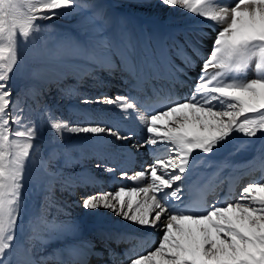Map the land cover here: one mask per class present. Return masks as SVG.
Returning a JSON list of instances; mask_svg holds the SVG:
<instances>
[{
  "label": "snow or ice",
  "instance_id": "snow-or-ice-1",
  "mask_svg": "<svg viewBox=\"0 0 264 264\" xmlns=\"http://www.w3.org/2000/svg\"><path fill=\"white\" fill-rule=\"evenodd\" d=\"M159 2L200 18L197 24L213 22L218 31L210 52L201 54L203 34L194 30L195 39L186 38L184 44L175 45V55L181 60L177 65L166 48L153 50L145 45L138 51L126 33L110 42L102 27L94 23L99 16L89 18L92 27L85 29L83 41L50 48L45 40L35 52L41 62L58 63L73 55L108 71L115 67L111 59L114 54L135 81L132 87L138 89L148 79L183 83L179 77L187 75L185 69L193 67L196 59L203 62L190 92L182 97L166 96L159 101L163 106L155 110L146 107L147 99L140 105L133 96L97 98V103L113 105L126 115L131 110L144 121L148 138L137 150L163 144L167 154L157 156L133 175L121 172L122 178L144 182L145 186L86 195L82 207L110 210L134 225L162 231L153 248L126 252L121 264H264V181L249 183L232 201L205 204L204 211H194L184 196V181L199 154H215L237 134L247 138L264 135V0H231L230 4L222 0ZM80 7L89 5H78L77 0H0V264H7L3 258L14 241L27 178L26 162L38 136L34 124H21L8 83L20 62L19 44L36 47L37 37L44 30L39 21L70 15ZM250 67L254 78L246 76ZM79 75L82 78L90 72ZM48 123L60 139L64 132L107 133L117 140L133 136L99 124L69 126L50 112ZM37 219L46 230L60 227L42 217ZM34 238L41 239L39 235ZM40 264H44L43 258Z\"/></svg>",
  "mask_w": 264,
  "mask_h": 264
},
{
  "label": "rangeland",
  "instance_id": "rangeland-1",
  "mask_svg": "<svg viewBox=\"0 0 264 264\" xmlns=\"http://www.w3.org/2000/svg\"><path fill=\"white\" fill-rule=\"evenodd\" d=\"M121 2L122 0H77L78 5L87 4L89 5V7H80L78 11L75 10L76 12L74 11L70 15H63L61 17H57L56 19L53 18L51 20L39 21L44 30L37 37V46L34 47L31 44L25 45L22 42L19 44L20 62L15 67L13 73L11 74V79L8 83L9 87L12 90V101L15 102L13 104V107L17 109V115L21 117V124L23 126L34 124L38 129V136L33 142L34 148L32 149L31 156L26 162L27 178L24 182L22 190L23 199L21 203L19 220L14 232V241L12 242L11 249L5 254V257L3 258L7 262V264H24L21 259L16 258V251L19 248H25L26 246H28L30 254L36 255L43 250L47 251L50 245H53L55 242H58L60 240L62 241L63 239L74 241L78 239L77 237H89L91 233H96L97 231H99L96 230V227L97 229H100L106 224L110 225L107 227H112L118 221L122 220V218L116 216L110 210H105L103 208H98L95 211L84 209L82 207L83 197L81 194V189L76 188L71 191L70 187H68L67 183H65L64 180V182L60 184L62 187L66 188L65 195L61 197V193L57 192L58 189L56 186H54L57 181L54 179L62 178L60 173H69V171L71 170L74 172L75 167L70 168L69 165L74 162V160H76L78 154L82 150L81 145H73L72 142L70 144L73 133L64 132L63 139H60V137L56 136V134L50 129L48 123L50 112L54 115L55 118H61L62 122H68L69 126H86L87 123L83 124V122L79 121L80 118L78 117V112H76V110L81 109L83 105H85L82 100L84 98H88L89 102L87 104L90 106H94L92 102L97 100V98L102 99L105 96L110 97L111 95L106 93H101L98 96L95 95L93 91L97 89V86L93 88L88 87L89 89H92L91 92H89V90L87 89H84L87 87V85L84 83L82 84L81 82L82 80L87 81L88 77L86 75H84L83 78H79L73 82H56L52 83V85H48L45 83H41L42 81L40 78H33V74H30L33 71H37L40 74L41 69L46 66L45 62H41L35 56V52L39 47L43 45V42L45 40L48 41V47L55 48V45L58 43H66L69 41L78 42L83 41L86 38L85 29L90 28L92 24L89 23V18H85L84 20L83 18H81V16H79V10H84L88 12L89 15H94V17H100V19H95L94 23L102 27L104 36L117 41L120 33H126L128 40L132 44L138 42V39H134L135 24L132 19L128 17L129 15L124 13V11L122 10L124 9L122 8V5L125 2H130L133 3V5L131 6L135 8V4H139L140 2L142 3V0H123V4ZM78 16L79 18L77 19ZM194 19L197 18L190 13H186L185 15H173L168 19L162 21L160 28L164 29L165 32L162 33V36L159 35V37H161L160 47L166 49L171 47V49H167V53L170 57H175L176 59H178L175 55V45L177 42L180 44H184L186 37L190 39L192 38V36L189 35V30H191L193 27L192 24L189 23V21L192 22V20L194 21ZM143 21L144 25L142 24L139 27V30L142 33V37L144 39L140 43L148 45L150 41L145 39L151 36L152 31L150 27H152L153 22L156 21L155 19L147 20L145 18H143ZM204 25L205 24L200 23L195 26H197V29H200L204 28ZM212 28L213 29L211 30V32H213V34H216V32L218 31L217 26H212ZM77 35L79 37H77ZM70 58H77L84 63L86 62L73 55H69L63 60H67ZM113 59L116 62L119 61V57L116 55L113 56ZM112 62L114 61L112 60ZM201 62L202 60H195L196 64ZM92 67L94 66H91V68ZM186 69L190 70V68ZM71 70L72 69L68 66L67 73L70 74ZM91 72L99 73V69L95 68ZM121 72L122 71H120L119 75H121ZM250 75L251 78H254L252 67L249 68V78ZM78 81H81L80 83L82 85L77 84ZM109 87L110 85L108 84L106 88ZM54 90L56 93L52 92ZM99 106L102 109L110 111L115 107L103 103H101V105ZM91 108L92 107H90V109ZM34 111L35 113H37L35 114ZM73 115H76L77 117L74 118ZM12 126L15 128L20 127L21 125ZM103 135L107 136L108 134L104 133ZM111 138H113L112 142L114 144L121 142V140H117L113 136H111ZM51 139L59 143V145L47 147L43 143H41L44 140ZM56 147L58 149H56ZM100 167L101 166L98 163H95L92 159L88 164L80 165L78 168H81L87 172H95ZM58 171L60 172V175H58ZM49 172H51L52 174H49ZM97 174L102 175L103 173L101 172V174ZM57 175L59 177H57ZM63 179H65L64 176ZM243 187L245 186H242L238 193L243 190ZM114 190H116L115 187L112 190L108 189L104 192L107 193ZM236 198H238V194L235 199ZM78 211L81 213H79ZM41 217L48 222H53L56 225H59L60 227L55 230H46L44 225L41 224L37 219ZM125 222L126 224L129 223L126 220ZM81 228H83L82 231ZM156 233L159 234L158 231H156ZM37 235H39L41 239L34 238ZM92 240L93 239H90L89 241Z\"/></svg>",
  "mask_w": 264,
  "mask_h": 264
},
{
  "label": "bare ground",
  "instance_id": "bare-ground-1",
  "mask_svg": "<svg viewBox=\"0 0 264 264\" xmlns=\"http://www.w3.org/2000/svg\"><path fill=\"white\" fill-rule=\"evenodd\" d=\"M80 1H83V0H80ZM222 2L225 4H230L231 0H222ZM131 5H133V3L125 2L122 5V8H124L122 10L124 11V13L129 15L128 17H130V19H132V21L135 24L134 39H138L139 41L135 42L133 45L136 47L138 51L146 45V44L140 43L144 39L142 37V33L139 30V27L142 24L144 25L143 18L147 20L155 19L156 21V22H153V26L150 27L152 31L151 36L145 39L151 42V43L149 42L147 46L155 50L158 46L160 47L161 37H159V35L162 36V33L165 32L164 29L160 28L162 21L165 19H168L170 16H173V15L175 16V15H185L186 14V12H183L178 8H169V7L163 6L162 4H160L159 0H142V3L140 2L139 4H135L136 5L135 8H133ZM79 16H81V18H83L84 20L85 18L94 17V15L93 16L92 14L89 15V13L84 10H79ZM79 16L77 17V19L79 18ZM196 18L197 19H194V21L192 20V22L189 21V23L192 24V27H193L191 30H189V35L192 36L191 39H195L194 30H200L202 32L203 43H202V46H200V50H201V54L204 55L210 52L211 47H212L211 46L212 41L216 36V34H213V32H211V30L213 29L212 26L215 27V24L213 22L203 23L205 24L204 28L197 29V26L195 25H197V21L200 18L198 17ZM77 37L79 36L77 35ZM186 38L190 39L188 37ZM109 40L110 42H115L114 39L109 38ZM167 49L169 50L171 49V47ZM113 56L115 55L113 54L111 56V59L115 62V63L113 62L115 67L111 71H108V70L105 71L104 68L98 67L96 64H92L88 61L84 63L83 61L77 58H70L67 60H62L61 62H58V63H46V66L41 69L40 74L37 71H33L30 74H33V78L34 77L36 79L40 78L42 81L41 83L52 85V83H56V82H60V83L73 82L80 78V75H79L80 72L87 71V72H90V75H86L88 77L87 81H83V80L82 82L78 81L77 84H81V83L86 84L87 87L84 89L89 90V92H91L92 89H89L88 87L93 88L97 86V89L94 88L96 90L93 92L95 93V95L98 96L101 93H106V94L111 95L110 98L111 97L115 98L116 95L131 96L136 91L138 92V90H143V85H141L139 89L132 87V84L135 83V81L132 80L130 74L127 71H124L122 69L120 57H119V61L116 62L113 59ZM171 58L172 60L175 61V64L180 65L181 60L179 58H178L179 60L176 59L175 57H171ZM202 63L203 62L198 63V64L194 63L193 67H191L190 70L185 69V71H187V73L192 75V77L194 78V76H196L199 73L202 67ZM68 66L69 68L72 69L70 74L67 73ZM91 66H94V67L91 68ZM36 68H37V65H36ZM95 68L99 69V73L101 74V77H98V74L91 72ZM52 69H54V71ZM120 71H122L121 75H119ZM211 71L212 70L210 69L209 72ZM57 73H61L62 75H57ZM160 74H161V77H164L166 75L165 69L162 65L160 66ZM247 75H248V71L246 72V76ZM95 77H97L98 80H96ZM250 78H251V75H250ZM168 82L169 80L164 79V78H161L159 80L148 79L144 81V86L147 89H150L151 91L154 89V87L159 88V87L168 86ZM98 83H101V85L98 86L97 85ZM107 84L110 85L109 87L110 89L105 88ZM81 87H84V86H81ZM52 92L56 93L55 90ZM92 103L94 104V106H90L87 103H85V105H83L81 109L76 110V112H78L77 114H78V117L80 118L79 119L80 122H83V124L87 123V125L99 124L102 126L112 127L114 130L119 129L121 133H125L126 135L129 132H131L133 133V136L131 139L122 140L120 144H117L111 147V141H113L112 140L113 138H111V136L109 135L105 136L103 134L94 135V134H84V133H79V134L73 133L70 144L72 142L73 145L74 144L81 145L82 151L81 152L79 151L80 153L78 154L76 160H74V162H72L69 165L70 168L75 167L74 172L71 170L69 171V173L62 174L58 171V175L61 174L62 178L54 179L57 181L54 186L57 187L58 189L57 192L61 193L60 194L61 197L65 195L66 188L62 187L60 184V183H63L64 181L65 183H67L68 187H70L71 191H73L74 188H80V187L86 188L90 186L91 184L97 187L98 185H100L102 188H104L102 189L103 190L102 192L107 191L108 189L112 190L114 189V187L116 190H118L120 187H126V188H131L134 186L143 187L145 186L144 182H133L131 180L121 177V172L123 171L122 166L124 165L123 164L124 159L126 158V161H129L130 159L133 158L132 161H135V162L138 161L139 159H146L147 163L142 168V169H145L150 164V162L153 161V159L157 157V155H154V153H159L162 149L166 148L165 145L158 144L156 149H153L151 146H148V147H140L139 150H137L138 148L137 147L135 150L134 148L131 147V143H134L135 141H137L136 139L138 138L144 137L145 140L148 138V133L146 132L144 121L141 118H138L135 112H131L130 110V114L126 115L122 113L121 110L118 109L117 107H114L113 113L111 115H107L103 113L104 111L102 110L101 111L99 110L96 113V111L90 109V107L97 109L100 107L99 105H101V103H97L96 100L93 101ZM73 117L76 118L77 116L73 115ZM163 123L164 121L160 122V124H163ZM41 143H43L47 147H53V145L54 146L59 145V143H57L53 139L44 140ZM109 148L110 150L107 151L106 149H109ZM56 149L58 148L56 147ZM92 159L94 160L95 163H98L101 166L100 168H98L97 170L98 172L97 171L87 172L81 168H78L80 165L88 164ZM257 162L260 163L259 166L264 165V135L258 134L257 137L247 138V137H243L237 134L234 137V139L225 148L221 149L215 154H207V155L202 154V153L199 154V156L192 162V165L190 166V171L187 174L186 180L184 181V192L186 189V185L189 182H192V184H194L195 179L197 178V175L201 172H205L208 175L209 179L211 178L214 181H220L221 178H223L224 176H230V175H236V174L244 175L250 172ZM109 169H112V170L109 171ZM137 171H139V169ZM101 172L103 173L102 175L97 174V173L101 174ZM134 172L135 171H131V172H128V174L133 175ZM49 174H52V173L49 172ZM58 175L57 177H59ZM63 176L65 177V179H63ZM257 181H264V174L262 177H260L256 173L253 176V178H251V181H249L248 183L257 182ZM223 182H225V180ZM108 184L111 185V188L108 187L107 189L105 186ZM90 194H92V192ZM257 195H259V193H257ZM139 198L141 200L143 199L142 194ZM82 229L83 228H81V231ZM96 230H99V229H97L96 227ZM156 231H158L159 234H157ZM100 232L102 233L106 232V234L109 233V235L111 236L113 235L112 233L120 232L122 235L121 237L124 241V245L128 249L127 252L129 251L141 252L146 249H151L152 247H154L155 244H153L152 247H149L150 242L155 240V243H156L158 237L162 235V231L158 228H143L141 226L134 225L131 222L126 224L125 220L122 219L121 221H118L116 224H114L112 227L104 226L97 233H93V234L91 233V236L87 238L83 237L86 241L83 238H79V237H77L78 239L74 241H70V240L61 241L60 240L58 242H55L53 245H50L47 251L43 250L39 254H36V255L30 254V250L28 246H26V248H23V247L19 248L17 249L19 253V258L22 260V262H24V264H40L42 258H43L44 264H49L52 262L51 258L53 257L57 258V260H61L65 258L66 256L71 257V258L78 256L80 259L89 260L92 258V252L95 249V248H91V243L94 242V240L99 239L100 241V239L106 240L107 238H112V237L99 238L100 236L98 234ZM89 234H90V231H89ZM132 236H135L137 240L133 242L131 239ZM90 239H93V240L89 241ZM126 240H128V242H126ZM112 244H113V241L112 243H109V246L111 245L112 247ZM124 256H125L124 254H121L120 259L119 258L116 259L117 264H121V262L124 260ZM57 262L58 261H56V263Z\"/></svg>",
  "mask_w": 264,
  "mask_h": 264
}]
</instances>
